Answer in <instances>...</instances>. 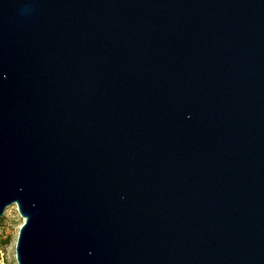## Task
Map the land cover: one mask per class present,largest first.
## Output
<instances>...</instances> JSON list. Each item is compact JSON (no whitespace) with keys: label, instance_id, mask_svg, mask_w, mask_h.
<instances>
[{"label":"water","instance_id":"1","mask_svg":"<svg viewBox=\"0 0 264 264\" xmlns=\"http://www.w3.org/2000/svg\"><path fill=\"white\" fill-rule=\"evenodd\" d=\"M16 264H264V0H0V218Z\"/></svg>","mask_w":264,"mask_h":264},{"label":"rangeland","instance_id":"2","mask_svg":"<svg viewBox=\"0 0 264 264\" xmlns=\"http://www.w3.org/2000/svg\"><path fill=\"white\" fill-rule=\"evenodd\" d=\"M0 219V264H16L15 246L24 220L19 216L16 206L7 208Z\"/></svg>","mask_w":264,"mask_h":264},{"label":"trees","instance_id":"3","mask_svg":"<svg viewBox=\"0 0 264 264\" xmlns=\"http://www.w3.org/2000/svg\"><path fill=\"white\" fill-rule=\"evenodd\" d=\"M0 222H1V219H0Z\"/></svg>","mask_w":264,"mask_h":264}]
</instances>
